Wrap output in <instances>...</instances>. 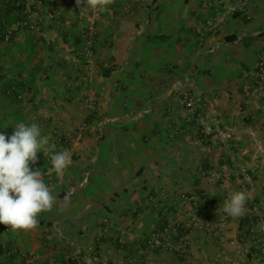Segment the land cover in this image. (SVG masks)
<instances>
[{
	"label": "crops",
	"instance_id": "obj_1",
	"mask_svg": "<svg viewBox=\"0 0 264 264\" xmlns=\"http://www.w3.org/2000/svg\"><path fill=\"white\" fill-rule=\"evenodd\" d=\"M25 2L36 29L0 42V131L10 136L19 122L38 124L55 149L71 150L73 162L62 185L42 179L56 200L36 228L1 224L0 263L5 250L16 248L58 263L82 251L87 264H260L264 233L249 232L264 216V91H243L242 71L264 55V0H237L250 19L226 15L216 33L207 23L226 13L223 0H209V8L203 0H112L96 18L97 58L85 69L97 93L90 116L80 50L93 8L76 0ZM12 5L0 0V21L9 25L19 17ZM215 44L220 48L209 53ZM11 85L17 91L9 96ZM182 92L203 98L207 115L234 140L201 138L179 104ZM82 124L80 142L65 136ZM42 151L30 164L41 173L51 153ZM239 166L252 173L251 184ZM86 175L87 185L69 194ZM233 191L247 195L242 217L223 211ZM181 192L198 204L174 211ZM172 214L182 224L175 240L187 247L177 257L147 245L162 237Z\"/></svg>",
	"mask_w": 264,
	"mask_h": 264
},
{
	"label": "built area",
	"instance_id": "obj_2",
	"mask_svg": "<svg viewBox=\"0 0 264 264\" xmlns=\"http://www.w3.org/2000/svg\"><path fill=\"white\" fill-rule=\"evenodd\" d=\"M24 0L23 4L21 3H12L10 0H6L7 4H11L12 6L18 7L21 10V17L13 24L8 25L5 20H1L0 22V41L2 43H9L11 39L13 38L14 34L22 28H25L27 30H35L36 29V14L34 13L32 9V5L28 4ZM138 1V0H137ZM227 2V9L226 13L222 16L217 15L214 19H212L210 22L207 23V26L209 27V31L212 33H216L220 26L225 21V16L230 15L232 17L235 16L234 20L239 22L242 19L249 20L250 16L247 15V13H244L239 9V4L237 3V0H223ZM204 8L212 7L213 4L209 2V0H203L202 3ZM129 7H127L128 9ZM100 11L98 9H93L91 14V23L88 24L82 31V44H81V50L80 55L82 57V60L84 62L83 68L80 70L84 74L82 75V84H83V90L85 92L84 95V109L87 113V115H92L96 112L97 109V93L93 86L92 77L85 72L86 68L91 67L97 58V52H96V25L95 21L96 18L99 16ZM237 14H240L237 16ZM262 33L264 31H261ZM258 35H261L260 33ZM220 44H215L208 52L213 54L215 53L219 48ZM242 78L244 80L243 84V90L247 92L248 89H250V84L254 85L256 91L257 89L264 91V55L258 59L257 65L250 70L243 71ZM179 87V85L175 84L171 88V93L175 92L176 89ZM17 91L16 85H11L6 90V95H12ZM180 106L188 113V119L195 123L196 126L199 129V133L203 138L206 139H216L222 142H229L233 141L234 137L233 135L224 129L221 122L216 118H209L207 115V103L206 101L201 98L200 96L190 93V92H182L178 98ZM106 123V122H105ZM102 123L101 125H103ZM86 130V126L84 124L80 125L75 133L73 135L66 134L65 136L67 138L73 137L74 140L77 142H80L84 138V133ZM101 130V128H100ZM55 136L58 135L57 132H55ZM55 151H58L55 149ZM71 151V150H70ZM72 153V152H71ZM51 154L48 156V160L50 162L48 168L41 173L42 179L46 180H54V182L60 186L62 185L63 177L65 174V171L67 168H69L73 162V154H72V160L70 165L63 171L62 174H57L55 172V169L53 168L52 162H51ZM241 174L243 176V180L247 184H251L252 182V173L249 170L241 169ZM88 183V175L84 177L78 183L76 186L72 187V189H69V194H73L74 191L83 188ZM175 205H173V210L178 212L180 208L185 207L187 204H196V199L194 195H187L185 193H177L175 195ZM168 201L169 197L165 196L163 198V201ZM260 224L258 225L261 230L264 231V216L262 217ZM1 226V224H0ZM181 225H176V227H170L168 226L163 230L165 237H159L154 236L149 239L148 244L149 247L152 249L158 250L160 252H167L173 249H178L181 251H184L185 244L183 240L178 239L176 241L173 239V236L178 237L177 230L181 229ZM170 227V228H169ZM10 228V226L6 227L5 230L7 231ZM168 229H171V231H168ZM176 245V246H175ZM92 252V250L90 249ZM261 255L264 254V245L261 246ZM264 256V255H263ZM3 257V264H87L85 259V254L82 251H74L70 255H68L65 260L62 263H58L53 259H49L47 261H42V259L39 257V255L35 253H21L16 248H10L4 251ZM260 264H264V257H261L259 259Z\"/></svg>",
	"mask_w": 264,
	"mask_h": 264
},
{
	"label": "clouds",
	"instance_id": "obj_3",
	"mask_svg": "<svg viewBox=\"0 0 264 264\" xmlns=\"http://www.w3.org/2000/svg\"><path fill=\"white\" fill-rule=\"evenodd\" d=\"M112 0H76L77 6H91L100 12L107 10ZM8 136L0 131V224L11 230H31L38 226V216L53 208L56 197L42 180L41 171L33 170L38 153L51 151V162L59 175L70 165L72 153L68 149L55 151L50 137L42 135L38 124L19 122ZM65 199H68L66 196ZM247 195L233 191L223 203V211L231 217L246 213Z\"/></svg>",
	"mask_w": 264,
	"mask_h": 264
},
{
	"label": "rangeland",
	"instance_id": "obj_4",
	"mask_svg": "<svg viewBox=\"0 0 264 264\" xmlns=\"http://www.w3.org/2000/svg\"><path fill=\"white\" fill-rule=\"evenodd\" d=\"M8 44V43H7ZM247 70H250V69H247ZM246 69L245 70H243V71H247ZM243 71H242V73H243ZM250 86V89H248L247 90V93H249L251 90H253L254 92H256V89H255V87H254V85H252V84H250L249 85ZM244 91V90H243ZM246 92V91H245ZM244 92V93H245ZM209 114V113H208ZM209 116V115H208ZM209 118L211 119V118H214V117H212V116H209ZM219 120V119H218ZM220 121V120H219ZM222 124V123H221ZM198 135H200V133H199V129H198ZM200 137L201 138H203L201 135H200ZM216 140V139H215ZM219 141V140H218ZM220 142H222V141H220ZM226 143V142H225ZM190 167H195V169L193 170L194 171V173H196L197 174V171L198 172H201V170H199V167L198 166H195V165H193V166H190ZM196 167H198V168H196ZM246 169L245 167H243V166H239L237 169H239V171H240V173H241V169ZM198 169V170H197ZM247 170V169H246ZM201 174V173H200ZM91 179V177H89V180ZM182 193V192H181ZM185 194H187V195H193V194H188V192L187 193H185ZM194 197H195V199H196V204H198V197L197 196H195L194 195ZM187 205H189V204H187ZM186 205V206H187ZM191 206H193L194 204H190ZM197 206V205H196ZM196 206H194L195 208H197ZM181 214V213H180ZM179 214V215H180ZM263 216H257V220H256V222H254L253 224L254 225H259L260 224V221H261V219H263L262 218ZM170 221L168 222V225L170 226V227H176V225L178 224V225H182L181 224V221L178 219V216H175L174 214H172L171 216H170ZM253 225V226H254ZM169 227V228H170ZM181 227V226H180ZM167 228V227H166ZM257 227H254V229H256ZM165 228H163V230H164ZM253 228L252 229H250V232H249V230L247 231L246 230V232L248 233H251L253 236H257V235H261V233H264V231L263 230H261L260 229V227L258 226V228L257 229H259V232H256V230H254ZM163 230H162V232H163ZM168 231H171V229H168ZM180 232H181V229H179V230H177V232L176 233H178V235H180ZM165 235H168V233L167 234H164V233H162V235H160V236H162V237H165ZM261 238V237H260ZM173 239H176V237L175 236H173ZM147 245L149 246V244L147 243ZM176 246V245H175ZM150 249H152L151 247H150ZM184 249V251H181V250H178V249H173V250H170V251H167V252H160V251H158V250H155V249H153L154 250V253H157V254H159V255H170V256H174V257H177V256H180L181 254L179 253V252H181V253H184L185 251H186V249H187V247L185 248H183ZM156 251V252H155ZM259 252L261 253L262 251H261V248H259ZM264 255V254H263ZM263 255H258L259 257V259L261 258V257H264ZM1 264V263H0Z\"/></svg>",
	"mask_w": 264,
	"mask_h": 264
},
{
	"label": "trees",
	"instance_id": "obj_5",
	"mask_svg": "<svg viewBox=\"0 0 264 264\" xmlns=\"http://www.w3.org/2000/svg\"><path fill=\"white\" fill-rule=\"evenodd\" d=\"M9 5V4H8ZM14 8V12L17 10L18 11V19L21 17V10H20V8H18V7H13ZM240 14H237V16H239ZM3 20H5V19H3ZM17 20V19H16ZM6 22H7V20H5ZM1 22V21H0ZM14 22H15V20H14ZM8 24V23H7ZM9 25V24H8ZM12 40V39H11ZM1 42V41H0Z\"/></svg>",
	"mask_w": 264,
	"mask_h": 264
}]
</instances>
